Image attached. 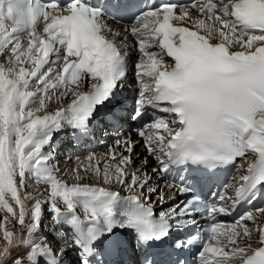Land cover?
<instances>
[{
  "label": "snow or ice",
  "instance_id": "6c2138e0",
  "mask_svg": "<svg viewBox=\"0 0 264 264\" xmlns=\"http://www.w3.org/2000/svg\"><path fill=\"white\" fill-rule=\"evenodd\" d=\"M190 8L0 0V264H69V252L75 264H120L112 257L127 251L125 229L141 264H189L194 247L192 264H264V206L232 225L217 221L264 196V0H193ZM133 72L139 91L128 118L154 110L139 141L119 133ZM106 128L118 150L95 165L90 155L70 183L52 163L56 137L79 141ZM138 146L147 156H135ZM149 156L152 174L172 178L168 199L187 196L158 214L152 194L161 204L165 197L151 184ZM229 166L243 170L226 185L232 192L206 203L200 193ZM81 171L128 194L82 183ZM197 214L211 223L193 232Z\"/></svg>",
  "mask_w": 264,
  "mask_h": 264
},
{
  "label": "bare ground",
  "instance_id": "6f19581e",
  "mask_svg": "<svg viewBox=\"0 0 264 264\" xmlns=\"http://www.w3.org/2000/svg\"><path fill=\"white\" fill-rule=\"evenodd\" d=\"M188 7H189V10L192 11L190 6ZM110 25L112 27H118L117 24H110ZM185 26H190V25L186 24ZM134 80H135V75L132 74L129 78L128 86L126 87L125 92H124V96L126 97L124 114H123L124 116L128 115V113L131 111V106L129 105V102H130L132 94L135 92V89L138 87V84H136ZM64 103L67 104L68 101L65 100ZM50 107L52 109H55L57 105L53 103L50 105ZM101 131H102L101 136H100L101 140L96 139L95 132L93 135L87 138H83L79 141L75 140L73 137H71L70 135H66V134L58 135L59 138H57L58 136L56 137L55 145H54V148H55L54 154L56 158L54 161H52V163L59 167L61 174L64 175L65 178L68 179L70 183L72 182L71 177L75 175V173H73L71 170L74 168H78L80 166L87 168L89 164L88 157L90 155L95 154V158L92 160V164H93V161L96 162V159L102 158L106 154H108L109 148H112L113 150H118L116 149L115 143H114L117 133L114 132L111 128H106ZM119 133L122 138L130 137L134 141L141 140V137H139L133 130H129V123L127 124V121H125L124 119L122 120V124L119 128ZM72 138L75 141H77L78 144L75 142L71 144L73 142ZM92 139H95L94 143H91ZM110 140L111 142H109V146H106L108 144V141ZM135 156H147V153L143 150L141 146H138L135 149ZM135 156H134V162L136 165H139L140 160L135 159ZM148 160H149V163H148L146 170L149 174L152 175L151 184L153 186L158 187L160 190H162L164 197H165V202L161 204L159 202L158 193L152 194V201L154 202V207L156 208V211L159 212L161 210L168 209L174 203H178L181 195L178 191H176L174 193L175 200L168 199V197L173 194L169 191V188L167 187V185H169L170 183L164 180L163 174H160V175L152 174L151 170L153 167H155V161L150 156L148 157ZM80 174L86 177V179L83 180L82 183H91V184H96L97 186L108 187L110 188V190L120 192L121 195L128 194L127 191L124 190L120 186L111 187V186L103 185L102 182H99L95 179V177L93 176L94 172L86 173L84 171H81ZM36 187L39 190H43L46 186L41 184ZM27 191L32 192L33 188L29 187ZM82 216L83 214L81 213V217ZM247 223L249 227L253 226L252 222L249 221ZM44 224H45V231L48 232L50 225H51V220L47 218V215H46ZM66 258L69 261V264H75V261L77 259L76 255L72 252H69Z\"/></svg>",
  "mask_w": 264,
  "mask_h": 264
},
{
  "label": "rangeland",
  "instance_id": "374dc122",
  "mask_svg": "<svg viewBox=\"0 0 264 264\" xmlns=\"http://www.w3.org/2000/svg\"><path fill=\"white\" fill-rule=\"evenodd\" d=\"M129 130H132L131 128H129ZM114 140V139H113ZM109 142H111V140L110 141H108V144L106 145V146H109ZM95 163L96 162H94L93 161V165H95ZM109 163H111V161H109ZM101 167H103V161L101 160ZM94 176V175H93Z\"/></svg>",
  "mask_w": 264,
  "mask_h": 264
}]
</instances>
